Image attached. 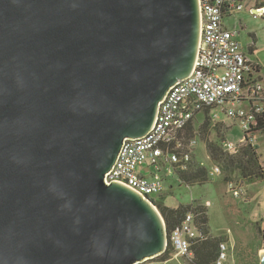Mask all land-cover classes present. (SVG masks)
Wrapping results in <instances>:
<instances>
[{
    "label": "water",
    "instance_id": "water-1",
    "mask_svg": "<svg viewBox=\"0 0 264 264\" xmlns=\"http://www.w3.org/2000/svg\"><path fill=\"white\" fill-rule=\"evenodd\" d=\"M200 39L199 0H0V264L167 251L155 203L105 179L192 74Z\"/></svg>",
    "mask_w": 264,
    "mask_h": 264
},
{
    "label": "built area",
    "instance_id": "built-area-1",
    "mask_svg": "<svg viewBox=\"0 0 264 264\" xmlns=\"http://www.w3.org/2000/svg\"><path fill=\"white\" fill-rule=\"evenodd\" d=\"M201 10V39L192 74L179 81L159 105L152 129L143 137L127 139L117 162L106 175L113 181L132 189L142 197L156 202L166 192L165 178L180 179L191 171L193 150L198 146L195 135L187 139L186 129L196 124L199 114L217 121L218 112L239 124L248 143L256 146L253 127L264 115V76L258 62L238 41L237 32L230 30L225 19L246 8L244 0H199ZM264 1L255 0L250 13L255 19L264 17ZM251 52V50H250ZM233 154L237 146L225 143ZM220 174V168L212 176ZM235 198L243 197L242 184H229ZM194 211L187 212L168 235L174 253L180 257L193 254L194 242L201 237V226ZM229 248L221 245L216 264H226Z\"/></svg>",
    "mask_w": 264,
    "mask_h": 264
},
{
    "label": "rangeland",
    "instance_id": "rangeland-1",
    "mask_svg": "<svg viewBox=\"0 0 264 264\" xmlns=\"http://www.w3.org/2000/svg\"><path fill=\"white\" fill-rule=\"evenodd\" d=\"M264 1V0H262ZM246 8L244 11L225 19L227 27L237 32V39L245 47L246 53L260 64L261 73L264 76V17L255 19L250 13V8L255 7V0H244ZM262 4H259L260 6ZM254 50V53L250 52ZM217 121L203 114H199L195 126V135L199 138L198 146L193 150V162L191 170L206 168L208 180L197 182L189 186L176 177H166L165 172L161 174L165 178L166 192L157 197L169 208H177L180 205H206L208 208L210 232L215 237H225L226 245L236 248V257L228 256L226 264H260L261 254V231L264 230V181L251 183L246 181L239 171H225L222 163L213 161L208 152V143L215 144L225 153V143L239 146L245 140V134L239 124L228 119L224 113L218 112ZM207 118H210V128H202ZM255 145L258 148L260 164L264 168V133H254ZM221 137V138H219ZM223 137V139H222ZM188 139V138H187ZM237 152H234V155ZM220 168V174L212 176V172ZM232 182L242 184L243 197L235 198L229 189ZM261 229V230H260ZM168 234V233H167ZM180 257L176 253L173 257L163 262L160 257L148 260L140 264H188L193 258Z\"/></svg>",
    "mask_w": 264,
    "mask_h": 264
},
{
    "label": "trees",
    "instance_id": "trees-1",
    "mask_svg": "<svg viewBox=\"0 0 264 264\" xmlns=\"http://www.w3.org/2000/svg\"><path fill=\"white\" fill-rule=\"evenodd\" d=\"M257 7H264V2ZM210 121V118H207L202 128H210ZM195 132V126L191 124L186 129V137L188 139L193 138ZM253 132L264 133V115L255 123ZM208 152L213 161L223 164L225 171H239L241 176L251 183L264 181V168L260 164L258 148L248 143L247 134L245 135L244 142L239 146L237 153L234 155L225 153L213 143H208ZM182 180L189 186H194L197 182H203L204 184L208 180V171L204 167L193 169L189 173L184 174ZM156 206L164 218L168 235L181 222L187 212L194 211L197 213L201 226V237L194 242L192 248L194 256L188 264H216L220 255L221 245L226 243V238L215 237L211 234L206 205L191 204L169 208L165 206L163 201H157ZM260 246L264 248V230L261 231ZM173 254V247L169 243L167 251L159 257L163 262H167L173 257Z\"/></svg>",
    "mask_w": 264,
    "mask_h": 264
},
{
    "label": "crops",
    "instance_id": "crops-1",
    "mask_svg": "<svg viewBox=\"0 0 264 264\" xmlns=\"http://www.w3.org/2000/svg\"><path fill=\"white\" fill-rule=\"evenodd\" d=\"M251 50V52H252V54L254 53V50L253 49H250ZM261 67V66H260ZM261 69H262V67H261ZM261 230V229H260ZM261 235V234H260ZM257 244H260L259 243V241H257ZM237 254H238V251H237V249L236 248H232V247H229V255L230 256H232V257H236L237 256Z\"/></svg>",
    "mask_w": 264,
    "mask_h": 264
},
{
    "label": "bare ground",
    "instance_id": "bare-ground-1",
    "mask_svg": "<svg viewBox=\"0 0 264 264\" xmlns=\"http://www.w3.org/2000/svg\"><path fill=\"white\" fill-rule=\"evenodd\" d=\"M263 252H264V250H263Z\"/></svg>",
    "mask_w": 264,
    "mask_h": 264
}]
</instances>
